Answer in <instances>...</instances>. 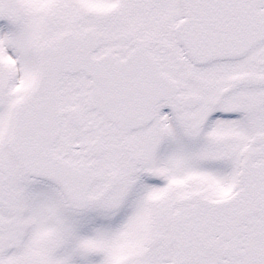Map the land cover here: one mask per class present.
<instances>
[{"label":"snow or ice","instance_id":"obj_1","mask_svg":"<svg viewBox=\"0 0 264 264\" xmlns=\"http://www.w3.org/2000/svg\"><path fill=\"white\" fill-rule=\"evenodd\" d=\"M0 264H264V0H0Z\"/></svg>","mask_w":264,"mask_h":264}]
</instances>
